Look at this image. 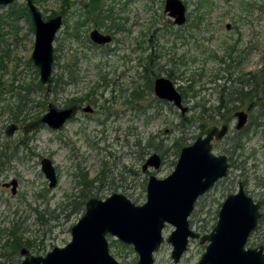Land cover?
<instances>
[{"label": "rangeland", "instance_id": "obj_1", "mask_svg": "<svg viewBox=\"0 0 264 264\" xmlns=\"http://www.w3.org/2000/svg\"><path fill=\"white\" fill-rule=\"evenodd\" d=\"M85 1H69L72 3L54 38L52 74L65 82L49 98L63 107L72 96L83 95L96 86L98 104L108 98L113 100L108 104L113 113H102L95 107V113L78 112L61 129L40 125L24 134L22 127L32 120L29 118L18 123L11 137L6 136L5 127L15 122L11 114L18 99L12 98L10 83L25 87L39 81V74L32 61L29 63L33 31L23 16L17 18L10 13L11 4L0 6V81L4 84L0 86V146L11 145L7 156L16 149L0 170V231L3 235L4 228L16 221L26 229L24 237L32 241V247H25L26 254L16 255L14 264L25 256H44L53 247L64 246L71 238V226L84 212V208L73 210L83 198L104 199L117 192L142 204L148 176H167L174 169L180 149L202 135L200 121L197 122L199 110L205 109L201 113L205 119L222 93L241 88L240 78L257 83L264 79V0H182L186 21L181 25L174 24L164 11L165 0H107L104 8L112 6L117 19L107 18L98 27L93 20L84 18ZM22 3L25 0H15L13 10ZM60 4V0H39L37 6L43 17L49 18ZM111 20L121 28L107 32ZM93 28L111 34L113 40L106 45L94 44L88 36ZM232 47L234 51L230 53ZM75 61L79 81L74 84L66 79L64 66L74 70ZM168 74L176 88L185 92L182 96L188 106L189 122L181 124L179 109L158 100L147 88L149 80ZM243 90L247 91L248 86ZM29 92L24 112L45 113L47 105L43 108L41 104L44 91L32 85ZM255 94L260 106L249 111V100L238 105V109L249 113L241 135L235 137L231 132L223 142L213 143L215 154L228 156L232 145L240 146L229 161L227 176L199 197L189 217L194 231L205 225L208 233L223 200L236 191L238 181H243L246 192L259 203L262 212V220L250 234L246 247L264 244V88L258 86ZM44 101L47 104V99ZM234 123L232 119V127ZM23 136L27 137L25 146L15 147ZM180 137L183 139L176 148ZM154 152L161 156L159 168L142 171L141 165ZM43 157L50 158L56 173L53 188L48 187L41 170ZM83 177L91 181L87 186ZM13 178L18 182L15 194L2 186ZM173 229L171 224L163 228L164 240L154 253L153 264H174L172 246L165 240ZM107 239L110 253L120 264H136L138 257L130 245L126 244V249L114 248L110 245L114 238L108 235ZM2 243L3 239L0 246ZM205 245L198 239L190 240L176 264H195Z\"/></svg>", "mask_w": 264, "mask_h": 264}, {"label": "water", "instance_id": "obj_2", "mask_svg": "<svg viewBox=\"0 0 264 264\" xmlns=\"http://www.w3.org/2000/svg\"><path fill=\"white\" fill-rule=\"evenodd\" d=\"M15 0H0V6L12 4ZM30 14L34 44L31 61L38 69L39 82L45 86L48 95L52 81L54 61L53 40L62 23L61 15L44 19L33 0H25ZM164 11L181 25L186 21V8L182 0H165ZM228 27V25H227ZM96 43L110 40L97 29L90 32ZM153 92L161 100L172 103L184 115L187 107L174 83L167 77L159 76L153 81ZM91 110L89 106L84 108ZM76 113V106L58 108L50 99L47 111L38 119L27 122L22 127L24 134L47 125L61 129L64 123ZM236 129L246 122V113L238 111ZM19 128L12 122L5 127V134L11 137ZM227 122L211 126L204 135L180 149L174 169L165 177L150 174L145 190L146 199L135 204L122 193L114 192L104 199L90 197L85 202L82 216L70 228V240L62 247H53L44 256H25L17 264H120L110 253L107 236L130 245L137 254L136 264H153L154 253L160 248L164 237L162 230L166 224L174 229L165 240L171 244L170 256L178 263L187 250L189 241L198 239L206 243L205 249L195 264H264V248L246 247L250 234L255 230L262 216L259 204L245 193L241 183L234 193H230L221 203L213 228L205 234L194 231L189 225V216L200 196L205 194L217 180L228 173V159L225 154L213 152V142L221 140L228 132ZM41 170L48 179V187L53 188L57 177L50 158L40 161ZM160 156L152 153L142 164V171L159 168ZM18 182L15 178L3 183L16 193ZM246 247V248H245ZM21 254H26L22 249Z\"/></svg>", "mask_w": 264, "mask_h": 264}, {"label": "trees", "instance_id": "obj_3", "mask_svg": "<svg viewBox=\"0 0 264 264\" xmlns=\"http://www.w3.org/2000/svg\"><path fill=\"white\" fill-rule=\"evenodd\" d=\"M35 4H38L39 0H33ZM70 0H60L61 4H60V8L56 11L51 12V14L49 16H53L56 14H63L65 15L67 13V9L69 8V6L71 5L72 2H69ZM105 5V0H87L84 2V6L86 8L85 10V15L86 18L92 17L93 21L95 22V25L98 26L99 23H102L103 21V13L104 11H106V8H104ZM15 5L11 4L8 6V8L10 9V13H14L15 15H17L16 17L18 18L19 16H23L25 18V21L28 24V28L30 30H32V25H31V20H30V16L27 10V7L25 5V3H22L19 8L17 10H13V7ZM105 9V10H104ZM115 19V18H114ZM0 20H1V16H0ZM118 27V26H117ZM0 61L3 62V59L0 57ZM31 62V60L29 59V63ZM1 65V64H0ZM67 72H68V76L71 77L72 72H71V68L67 67ZM71 74V75H70ZM69 80L71 78H68ZM58 80L59 78H57V74L53 73L52 74V92H55V89L57 88L58 85ZM149 84L150 82L148 81V89H149ZM4 85L3 83H1L0 81V86ZM32 85H34L36 88H39L41 91H44L45 87L39 82H32V84H28L25 87L24 86H14L12 83H10L11 91H12V98L15 97L18 99V102L15 104V108L14 111H12L11 114V119H13L15 122H18L19 124L24 123L25 120L27 119H36L41 115V111H33L30 110L29 112H24L25 111V106L27 104V101L29 99V95L30 92L29 90L32 88ZM24 90L25 92L21 94V91ZM179 90V89H178ZM180 92L183 94L185 93L183 90L180 89ZM250 93V98L253 96V94L251 92ZM232 93L231 92H227L224 94L222 93L220 95V97L217 99V104L216 106L212 109V113L209 114L208 116L204 118H202V112L205 111V109L201 108L199 110V113L197 115V122L200 121V127L202 129V131L200 133H202L207 127L209 128L210 126H212L213 124H217L223 121H227L228 118L225 117V114L228 113L229 110V104L232 103V101H234V97L232 98ZM248 93L242 96V97H248L247 96ZM242 97L240 99H242ZM245 97V98H246ZM42 98H43V102L41 103L43 105V108H46V102L44 101L46 98V96L44 94H42ZM197 105V104H196ZM222 109H224L222 111ZM32 112V113H31ZM191 118H189L188 116H181L180 121L181 124H183L186 121H190ZM188 121V122H189ZM184 126V125H183ZM182 126V127H183ZM25 139H27L26 136H23V138L18 141L15 144V147L17 146V144H21L23 146H25L26 142ZM183 139V137H180L179 141H176L175 147L177 148L180 144H181V140ZM5 145V144H4ZM2 145L0 146V170H1V165L2 162L6 159V160H10L11 157L16 153V149H13L11 152V154H9L7 156V152L6 150H9L11 145ZM177 153V150H176ZM230 153V159L232 157V151L229 152ZM82 182L85 186H87L91 181L85 179V177L82 178ZM86 200L83 198L78 204H76L73 208V210H77V209H83V205H85ZM197 204V202H196ZM195 204V207H196ZM84 211V209H83ZM195 212V208L193 210V212L191 213V215H193V213ZM262 220V218H260L259 222ZM258 222V225H259ZM257 225V227H258ZM209 229L204 226L201 227V230L198 231L200 232V234H204L208 231ZM4 234L2 235V232L0 231V240L3 239V243L0 246V258H3V262H5V264H7L9 261H11L12 263H14V259L16 257V255H18L20 253V251L22 249H25V247L29 248L32 247V241L29 238H25L24 234L26 232V229H23L22 225H20L19 222H12L9 226H7L6 228H4ZM203 232V233H202ZM110 245L112 247H118L121 249H126L128 246L126 244L121 243L118 240L112 239L110 242ZM262 245L264 247V244H259ZM258 245V246H259ZM1 262V260H0ZM10 264V263H9Z\"/></svg>", "mask_w": 264, "mask_h": 264}, {"label": "flooded vegetation", "instance_id": "obj_4", "mask_svg": "<svg viewBox=\"0 0 264 264\" xmlns=\"http://www.w3.org/2000/svg\"><path fill=\"white\" fill-rule=\"evenodd\" d=\"M87 1V0H86ZM107 0H105V2H106ZM183 2V1H182ZM33 3H34V1H33ZM35 4V3H34ZM26 5V4H25ZM36 6L38 5V4H35ZM164 5H165V2H164ZM185 5V4H184ZM38 7V6H37ZM185 8H186V6H185ZM39 9V8H38ZM28 10V9H27ZM40 10V9H39ZM40 12H41V10H40ZM29 13V12H28ZM41 14H42V12H41ZM56 15H61V17H62V23H63V21H64V19L65 18H63L65 15H63V14H61V13H59V14H56ZM56 15H53V16H56ZM84 18L85 19H91V20H93V18L92 17H89V18H86V15H85V12H84ZM115 14H114V12H113V7L112 6H109V7H106V11H104V13H103V16H105L104 17V19H103V23H104V20L105 19H107V18H109V19H111V18H114L115 16H114ZM29 16H30V14H29ZM53 16H49V18L50 17H53ZM42 17H43V14H42ZM117 17V16H116ZM170 17V16H169ZM44 18V17H43ZM119 18V17H118ZM171 18V17H170ZM44 19H48V18H44ZM115 19H117V18H115ZM172 19V18H171ZM30 20H31V17H30ZM94 22V21H93ZM172 22H173V19H172ZM62 23H61V25H62ZM31 25H32V30L31 31H33V34H34V30H33V24H32V20H31ZM61 25H60V27H61ZM120 24L118 23V24H115L112 20H111V23L108 25V27H107V32H112V31H114L115 29H120L121 28V26H119ZM227 25H228V27H227ZM226 25V27L227 28H229V24H227ZM97 26V25H96ZM118 26V27H117ZM98 27V26H97ZM75 28H76V26H75ZM60 29V28H59ZM58 29V30H59ZM93 29H96V28H93ZM93 29H91L90 31H89V39H90V41L91 42H93L94 44H97V45H106V44H108V43H110L112 40H113V38H112V35L111 34H108V33H102V32H100L98 29V31L102 34V35H108L109 37H110V40L109 41H107V42H105V43H96V42H94V41H92V39L90 38V32L93 30ZM58 30H57V32H58ZM57 32H56V34H57ZM34 36V35H33ZM56 36V35H55ZM54 41V40H53ZM33 44H34V42H33ZM230 47H228L227 49H229ZM234 50H233V47L229 50V52L230 53H232ZM228 52V53H229ZM229 53V54H230ZM231 57V56H230ZM54 62V61H53ZM77 64L78 63H76V61L74 62V70H75V72H73L74 70H73V68L72 67H70V66H64V75H65V77H66V79H68V78H71L70 80H69V82L70 83H77L78 81H79V78H78V72H79V70L77 69ZM53 65V64H52ZM76 65V66H75ZM67 67H70L71 68V72H72V75H71V77H69L68 76V72H67ZM229 68V67H228ZM157 77H159V76H157ZM157 77H155V78H157ZM164 77H166V76H164ZM59 78V80H58V85H57V88L55 89V92H56V90H61L63 87H62V84L65 82V80L62 78V77H58ZM155 78L153 79V80H149V82H150V84H149V89H150V92L152 91V93H153V95L155 96V94H154V92H153V81L155 80ZM167 78H169L170 80H171V75L170 74H168V77ZM221 78H224V79H227L226 77H221ZM102 79H104V76L102 77ZM219 79V78H218ZM229 79V78H228ZM172 81V80H171ZM106 82V81H105ZM239 83L241 84V88H239V90H235V89H231L232 90V98L234 97V101H232V103L231 104H229V110H228V113H226L225 114V117L226 118H229L227 121H223V122H220V123H217V124H213V125H217V126H219V125H221L222 123H224V122H227L228 123V125H229V129H228V132L226 133V135L221 139V140H217V141H214V142H223L227 137H228V135L231 133V132H233L235 135V137H239L240 135H241V133H242V131L247 127V123H248V120H249V113L246 111V110H243V109H238L239 108V106L238 105H240V104H242L243 102H245L246 100H249V103H248V107H247V109L249 110V111H251L254 107H258V106H260V104L257 102V99H255L256 98V94H255V91H256V89H257V87L259 86V87H261V88H264V79L261 81V83H257L256 81H253L252 82V80H247V79H242V78H240V80H239ZM52 81H51V86H50V92H49V94L47 95L46 93H45V89H44V94H45V96H46V98H47V101H48V99H50L49 98V96L52 94V93H55V92H52ZM106 85H108V82L107 83H104V87H106ZM99 86V85H98ZM245 86H248V90L246 91V90H243L244 89V87ZM147 88H148V84H147ZM178 90V89H177ZM179 91V90H178ZM223 91V90H222ZM180 92V91H179ZM249 92H251L252 94H253V96L250 98V93ZM244 93H245V95L248 93V95L247 96H249V98L248 97H242L243 95H244ZM180 94H181V96H182V93L180 92ZM235 94V95H234ZM97 87L96 86H94L93 88H91L90 90H88L87 92H85L83 95H80V96H72L70 99H69V101H68V104H66L65 106H63V107H58V108H66V107H69V106H76V113H75V115L72 117V118H74L76 115H77V113L78 112H83L84 114H86V115H91L92 113H95V110L96 109H98V110H101L102 109V113H105V110H107V112L108 113H110L111 112V109H112V107L110 106V105H108L109 103H111V102H113V100H110L109 98L108 99H105L104 101H105V103L103 102V104H98L99 102H98V99H97ZM156 97V96H155ZM242 97V99H240ZM110 98H112V97H110ZM157 98V97H156ZM158 100H161V99H159V98H157ZM253 99H255L256 100V102H253L252 100ZM254 100V101H255ZM52 101V100H51ZM161 101H164V100H161ZM53 102V101H52ZM167 102V101H166ZM107 103V104H106ZM182 103H183V96H182ZM172 104V103H171ZM183 105L184 106H186L187 107V110H186V112H185V114L184 115H182V116H185L186 115V113H187V111H188V106L187 105H185L184 103H183ZM87 106H89L90 108H91V110H85L84 108L85 107H87ZM95 107H96V109H95ZM194 106H192V108H193ZM224 109H222V111H223ZM238 111H244V113H246V122H245V124L240 128V129H236V124H237V116L235 115L236 114V112H238ZM111 113H113V112H111ZM44 114V113H43ZM181 114V113H180ZM42 115V114H41ZM40 115V116H41ZM230 115H232L231 117H228V116H230ZM39 116V117H40ZM38 117V118H39ZM38 118H36V119H38ZM72 118H70V119H68L67 121H69V120H71ZM232 119H234V121H235V123H234V125H233V127L231 126V124H230V122H231V120ZM35 120V119H34ZM66 121V122H67ZM65 122V123H66ZM64 123V124H65ZM212 125V126H213ZM40 126V125H39ZM64 126V125H63ZM211 127V126H210ZM209 127V128H210ZM208 127L201 133L202 135H204L205 134V132L209 129ZM197 136H200V134L199 135H197ZM197 138V137H196ZM195 138V139H196ZM194 139V140H195ZM213 142V143H214ZM189 145V144H188ZM239 145H237V144H234V145H232L231 146V150H232V155H234V152H236L237 150L236 149H239ZM156 153V152H155ZM221 154H225V153H221ZM226 156H227V159H228V164H229V166H230V164H231V162H229L230 161V156H228L227 154H225ZM160 156V155H159ZM160 159H161V156H160ZM5 162L7 161V160H4ZM4 161L2 162V165L1 166H3V163H4ZM233 164V163H232ZM141 167H142V165H141ZM228 170H229V167H228ZM228 174V173H227ZM226 177V176H225ZM224 177V178H225ZM221 179H223V178H221ZM220 180V179H219ZM218 181V180H217ZM216 181V182H217ZM7 182H9V181H7ZM215 182V183H216ZM5 183V182H4ZM239 183H241L242 184V186H243V188H244V191H245V193L246 194H248L247 192H246V190H245V187H244V182L243 181H238V183H237V189H238V185H239ZM2 186H3V184H2ZM4 187V186H3ZM6 188H10V187H6ZM237 189H236V191H237ZM235 191V192H236ZM232 193H234V192H232ZM230 194V193H229ZM249 195V194H248ZM250 196V195H249ZM251 197V196H250ZM90 198V197H89ZM88 198V199H89ZM98 198V197H97ZM254 200V199H253ZM87 201V200H86ZM255 201V200H254ZM258 203V202H257ZM259 204V203H258ZM221 206V205H220ZM260 206V205H259ZM85 208V207H84ZM220 208V207H219ZM219 210V209H218ZM200 233V232H199ZM205 234V233H204ZM260 246V245H259ZM264 248V247H263ZM0 264H5V262H3V261H1L0 262ZM14 264V263H13Z\"/></svg>", "mask_w": 264, "mask_h": 264}]
</instances>
